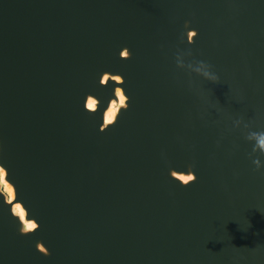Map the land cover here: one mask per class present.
I'll list each match as a JSON object with an SVG mask.
<instances>
[{"label":"water","instance_id":"95a60500","mask_svg":"<svg viewBox=\"0 0 264 264\" xmlns=\"http://www.w3.org/2000/svg\"><path fill=\"white\" fill-rule=\"evenodd\" d=\"M253 130L264 0H0V264H264Z\"/></svg>","mask_w":264,"mask_h":264},{"label":"clouds","instance_id":"9594fccd","mask_svg":"<svg viewBox=\"0 0 264 264\" xmlns=\"http://www.w3.org/2000/svg\"><path fill=\"white\" fill-rule=\"evenodd\" d=\"M202 67L204 68L203 75L208 77L212 80H217L219 77L211 70V65L207 64L204 61L199 62ZM241 119H237L235 123L239 124L241 123ZM245 127H249L247 124H245ZM249 141H252V148L253 153H256L257 149L260 152H264V130H253L249 131L246 137ZM252 163L256 165L257 167L261 166L262 161L258 155L252 156Z\"/></svg>","mask_w":264,"mask_h":264}]
</instances>
